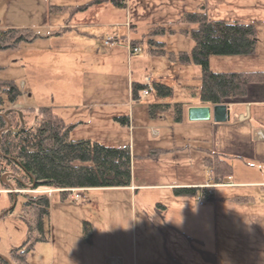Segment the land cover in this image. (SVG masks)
<instances>
[{
	"label": "rangeland",
	"instance_id": "374dc122",
	"mask_svg": "<svg viewBox=\"0 0 264 264\" xmlns=\"http://www.w3.org/2000/svg\"><path fill=\"white\" fill-rule=\"evenodd\" d=\"M85 1L87 0H0V28L32 27L38 34L33 41H23L17 47L0 49V77L14 79L22 90L16 101L5 102V107L24 111L26 106L48 105L65 116L71 109V112L75 111L81 116L103 114L105 118L94 126L79 125L76 130H71L72 138L84 137L109 145H120L119 143L130 144L133 136L135 140L146 141L150 145L158 143L162 138L165 144L171 145L169 147L179 145L178 151L158 159L163 162L159 166L152 155L146 156V161L142 164L138 154L149 153L141 152L140 148L136 150L135 155L132 153V175L133 169L138 174L142 170H155L157 167L164 170V174L146 177V181L160 180L172 185L168 189H157V192L151 188H141L137 195L125 190L126 186L98 187L83 201L67 198V204L61 201L60 192H51L50 227L53 224L52 218H66L64 232L68 235L63 238L66 244L62 241L59 230L55 232V242L52 234L49 240L36 242L28 255L30 264H45L47 261L53 264H75L74 260L80 256L76 253L88 254L90 248L97 249L99 255L128 254L127 260L134 249L138 257L157 258L159 255L155 253L158 254L159 250L154 244L153 236L155 224L167 232H162V235L168 242L169 251L165 243L163 249L166 254L173 255V264L209 263L191 247L198 245L195 240L191 242L187 236L192 234L191 229L194 227L198 234L205 236L204 240L202 239V247L216 252V264H247L251 261L264 263V260H259L255 254L248 261L242 257V236L235 231L237 227L233 229L234 225L237 226L235 219L238 216H229L227 213L233 206H239L237 203H218L221 207L217 217V234L214 225L209 229L210 226L201 227L195 224L194 212L201 210L200 204L191 196L176 195L172 189L174 185L184 186L187 182L200 180L202 177L204 164L201 154L196 150L194 140L189 139V144H186L184 137L196 135L194 121L188 119V116L182 121H175L172 107L155 116H152L148 109V105L155 102H169L172 105L176 101H193L195 98L191 96V87L200 84L199 65L181 63L169 59L165 54L155 55L148 51V27L151 24L176 20L184 10L196 9L198 4L204 1L209 4L208 13L214 18L262 19L264 12L256 10V0H127L124 7L103 2L93 4L85 10H74V5ZM259 7L264 9L263 5ZM65 26L69 28L59 31ZM114 29L116 30L112 32ZM156 38L164 40L166 47L172 50H189L194 44L190 36L181 33H167L157 35ZM114 39L116 41H113ZM133 40L137 41L141 51L134 52L130 59L125 52L129 44L133 45ZM213 56L212 67L217 70L226 67L223 63H218L219 58H234L233 55ZM131 65L130 73L128 68ZM151 75L154 76L152 80H160L172 86V94L164 96L151 88L146 97L133 100V104H143L144 110H137L134 122L118 135L109 126L110 119L106 117L113 115L110 109L106 112V108L98 107L90 112L83 105L77 109L66 107L68 103L83 104L84 101L91 104L120 101L126 96V91L130 96L132 81L145 82V78ZM112 89L116 92L107 93ZM21 113L22 111L20 116ZM120 113L116 111V114ZM35 118V113L25 111L21 123L31 125L36 122ZM155 131H159L160 138L157 139ZM120 139H124V142H119ZM7 178L5 175L6 180ZM255 188L262 197L251 203V207L262 211L264 188L259 185ZM30 189L21 188V191L35 192ZM155 194L159 195L156 200L166 205L167 222L176 224L179 228L183 227L186 235L177 236L172 232V227L163 222L162 216L156 212V207L151 205ZM23 199L22 194L18 195L15 207L0 218L2 255L7 256L12 248L28 239L29 225L20 213ZM4 205H10L7 193L0 194V207ZM157 207L161 208V205ZM212 215L216 220V212ZM68 216L70 218H67ZM86 222L90 226L88 235L85 230ZM190 225L193 228L190 229ZM206 228L209 230L204 231ZM80 234L83 240H86L85 236L89 237L90 247L79 240ZM143 236L147 238L148 244H142Z\"/></svg>",
	"mask_w": 264,
	"mask_h": 264
},
{
	"label": "trees",
	"instance_id": "16d2710c",
	"mask_svg": "<svg viewBox=\"0 0 264 264\" xmlns=\"http://www.w3.org/2000/svg\"><path fill=\"white\" fill-rule=\"evenodd\" d=\"M126 1L87 0L74 5V10H85L103 2L125 6ZM66 28L69 26L61 27L59 31ZM167 33L190 36L194 44L189 50L168 49L164 40L156 38ZM146 34L150 53L165 54L171 60L199 65L200 84L192 86L190 93L201 103L229 102L246 95L250 83L264 82V70H214L210 64V57L215 54H250L256 50L258 33L252 21L211 17L206 3H200L196 9L184 10L176 20L151 24ZM37 36L32 27L0 28V49L17 47L23 41L35 40ZM132 43L138 45L135 40ZM148 85L147 82L132 81L133 98L140 99L142 90ZM152 90L164 96L173 92L172 86L160 80L152 81ZM21 93L14 79L0 77V194H8L10 205L15 194L17 199L18 195H23L20 213L29 225L28 239L11 249L7 255L10 261L0 255V264H30L28 255L36 242L51 238L50 193L21 192L14 191V188H28L31 184L34 188L128 186L132 182V150L129 143L109 145L90 138H72L71 130L75 124L67 122L53 106H26L24 111L5 107V102H15ZM185 104V101H176L172 105L155 102L149 104L148 109L155 116L172 107L175 121H182ZM25 111L35 113V123H21ZM123 117L129 119L128 116H117V119L127 124L128 120ZM9 120L11 125L6 128ZM204 161L213 183L225 182L234 173V165L224 153L209 152ZM5 173H9L7 180L4 179ZM174 191L205 201L219 198L214 188L208 186H176ZM69 193V190H60L61 199H66ZM233 198L247 200L239 195ZM9 206L0 207V213ZM85 230L88 235L90 226L87 222ZM198 250L209 262L206 264L217 263L215 251L202 247Z\"/></svg>",
	"mask_w": 264,
	"mask_h": 264
},
{
	"label": "crops",
	"instance_id": "0c3cea01",
	"mask_svg": "<svg viewBox=\"0 0 264 264\" xmlns=\"http://www.w3.org/2000/svg\"><path fill=\"white\" fill-rule=\"evenodd\" d=\"M264 0H256V5L254 6L256 10L263 11V8H260L264 6V3H262ZM201 3H206L201 2ZM200 4V3H199ZM198 4V5H199ZM259 4V6H258ZM207 9H209V4L206 3ZM124 7V6H121ZM253 8V10L255 9ZM259 8V9H258ZM250 13V12H249ZM248 13V14H249ZM216 18V17H215ZM241 19V18H237ZM243 20L246 21H252L256 24L257 32H258V43L256 50L253 53L250 54H235L233 55L234 58L231 60H227V58H219L218 63H223L226 65V67H221L220 70H264V17L261 19H256L253 17H250V19L243 18ZM127 23H129L127 21ZM100 24V23H99ZM132 24V23H131ZM118 25V24H115ZM130 25V24H128ZM129 27V26H128ZM116 29L112 30L114 32ZM138 44V43H137ZM127 46V45H126ZM60 47V46H59ZM119 49H123V47H117ZM134 52H131L128 49H126L125 54L130 59ZM214 56L212 55L210 57V63L213 61ZM211 63V67H212ZM214 70H217L216 68L212 67ZM227 68V69H223ZM129 72L132 71V65L130 66ZM131 69V70H130ZM152 76V75H151ZM154 78V76H152ZM111 91V92H110ZM108 91L107 93L116 92V90L112 89ZM100 95H102V92L100 91ZM104 95V94H103ZM124 97L121 98L120 101L113 102L111 104L108 103H95L91 104L86 101L83 104H72L68 103L66 104L67 108H78L81 105L84 107H87L89 111L91 112V109L95 108H106V112L113 111V115L106 116L110 119L109 126L115 130L116 135L118 133L125 131L126 126L130 125V123L134 122L137 116V110L143 108V104H133L134 99L131 93V83H130V96L128 92H125ZM185 117L184 119H187L188 116V107L192 104H203L200 101L194 99L193 101H185ZM230 107V118L225 121H215L213 117H211L209 120H191L194 121L195 124V132L196 135L190 134L185 137L186 144H189L190 141L193 139L196 144L195 148L196 150L201 154V160L204 164L203 170L201 172V179L196 181L187 182L184 186H208L213 187L215 190L216 195L219 197L215 201H205L203 199H200L195 196L187 195L193 197L195 200L198 201L200 204V209L194 214L196 217L194 218V222L197 225H200L201 227L204 226H210L209 229L214 225V231L215 234L219 232V221L217 220V217L219 214V204L218 203H237L239 206H233L228 210L229 216H238L236 218V225H234L233 229L241 230V232L236 229L235 231L238 233V235L242 236L241 240V247L240 250L242 252V257L246 261H248L253 254L257 255L260 259L264 260V210H259L257 208L251 207V203L256 202L257 198H261V194H259L255 188V186L259 185L264 188V82H252L248 85L247 93L243 97L232 99L228 102ZM59 106V105H58ZM56 110V108H55ZM73 110V109H71ZM68 113L67 116L60 115L70 123H74L75 126L72 128L73 130H76L79 125H88L91 126L98 121H100L102 118H105L103 114L94 115L93 113L86 116V115H78L75 113V111ZM57 111V110H56ZM116 111H119L120 114H116ZM117 116H128V118L123 117L126 120H128L126 123H121ZM189 119V117H188ZM157 135V139L160 138L161 134H159V131H155ZM84 138V137H80ZM76 139V138H75ZM88 139V138H86ZM124 139H120L119 142H124ZM120 145H123L125 143H119ZM153 144H156L153 146ZM130 145L132 153L135 155V152L137 149L140 148L141 152H148L149 154H138L140 159L142 160L141 163L143 164L146 161V156L155 157V161L157 162L156 165L159 166V164H162L160 159L163 158L170 152H174L175 150L178 151L179 145L169 147L171 145L165 144L164 139H159L158 143H152L150 145L146 141L141 140H135L132 136V139H130ZM152 147V148H151ZM209 152H221L228 156V158L232 161L234 165V173L232 176L228 179H226L225 182H219V183H213L209 178V172L208 167L205 164L204 157ZM155 170L148 169V170H142L138 174L135 173L133 169V175H132V182L130 185L126 186L125 190L130 191L132 195L136 194L141 190V188L145 189H152L154 192H157V189H168L171 188V183H165L160 180H149L146 181V177L151 178L152 175H158V174H164V170H159L157 167L154 168ZM187 170V169H186ZM140 176V177H138ZM118 187V186H116ZM125 187V186H124ZM175 185L172 186V189L174 191ZM98 187H86L85 189L79 190L78 192L81 194L80 200H74L72 198V194L69 193L67 198L72 199L73 201H83L84 199H87L90 192L94 191V189H97ZM174 193L177 194L175 191ZM243 196L246 197L247 200H236L233 197L235 196ZM67 198L64 200H61L62 202L66 203ZM156 198H159L158 194L154 195V199L152 200V204L154 207H156V212L159 213L162 216V220L164 223H167L170 225L173 229L172 232H174L177 236H183L186 235L185 229L183 227L174 225L173 223L167 222L166 219V205L165 203H161L159 200H156ZM67 204V203H66ZM161 205V208H158L157 205ZM84 205V204H83ZM81 207V206H79ZM165 209V211H163ZM213 212H216V220ZM193 213V211H192ZM67 218H70L69 216ZM66 218H63L59 216V218H52V226H51V234L53 241L55 242V232L61 231V239L65 238V235H68V233L64 232V227L66 226L65 221ZM137 220V218H136ZM234 221V219H233ZM189 224V223H188ZM187 224V225H188ZM70 228V226H67ZM190 229L193 228L192 225L189 226ZM208 228L204 229V231H208ZM154 244L157 245V250H159L158 254L155 253V255H159L157 258H141L138 257L136 253V249H134V252L130 257H128V260L126 256L128 254H119V253H105L104 255H99V251L93 248H90L87 253H79L77 252L76 255H80L78 259L74 260L75 264H173L171 263V256L170 254H166L164 252V243L165 247L167 249V240H164L162 232L164 234H167L166 231H163V229L160 226L154 225ZM192 234L187 235L189 238L193 237L194 239H191L190 241L193 242L195 240L198 245L192 246L203 258L202 254L198 250V247H202L203 238H205L204 235H200L197 233L196 227L191 229ZM83 236L79 237V240L84 241L89 247L91 246L90 239H84ZM203 239V240H202ZM90 240V241H87ZM62 241H65L64 239ZM93 241V237H92ZM136 241H138V237L136 235ZM142 244H148L147 238L142 237L141 239ZM66 244V241L64 242ZM203 248V247H202ZM167 251H169L167 249ZM256 252V253H255ZM83 254V255H81ZM167 255V256H166ZM175 257V255H174ZM203 260H205L203 258ZM141 262V263H140ZM45 264H53V262L47 261ZM181 264V263H180ZM190 264V263H188ZM200 264H206L200 263ZM247 264H264L260 262H248Z\"/></svg>",
	"mask_w": 264,
	"mask_h": 264
},
{
	"label": "water",
	"instance_id": "95a60500",
	"mask_svg": "<svg viewBox=\"0 0 264 264\" xmlns=\"http://www.w3.org/2000/svg\"><path fill=\"white\" fill-rule=\"evenodd\" d=\"M230 107L228 102L222 103H207V104H192L188 107V117L191 120H209L211 117L214 118L215 121H225L230 118ZM11 125L10 120L6 128H9ZM2 130L0 131V135ZM17 203V195H14L13 203L6 208L3 212L0 213V218L10 209H13ZM8 261L10 258L8 256L2 255Z\"/></svg>",
	"mask_w": 264,
	"mask_h": 264
},
{
	"label": "built area",
	"instance_id": "2783aa9c",
	"mask_svg": "<svg viewBox=\"0 0 264 264\" xmlns=\"http://www.w3.org/2000/svg\"><path fill=\"white\" fill-rule=\"evenodd\" d=\"M106 41H108V39H106ZM113 41H116L115 39ZM129 48L131 51H134V52H138L141 50L140 46H137V45H130L129 44ZM146 80L148 82H151V78L150 77H147ZM151 86H148L147 88H145L143 91H142V96H146L149 91L151 90ZM86 187H80V186H74V187H59V188H50V189H40V188H31L30 190L32 191H53V190H69L72 194V197L76 200H79L80 199V193L78 192L79 190H82V189H85Z\"/></svg>",
	"mask_w": 264,
	"mask_h": 264
}]
</instances>
